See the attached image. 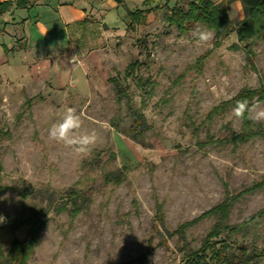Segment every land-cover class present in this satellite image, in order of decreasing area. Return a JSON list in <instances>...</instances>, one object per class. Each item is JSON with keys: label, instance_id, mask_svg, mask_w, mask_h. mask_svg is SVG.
<instances>
[{"label": "rangeland", "instance_id": "1", "mask_svg": "<svg viewBox=\"0 0 264 264\" xmlns=\"http://www.w3.org/2000/svg\"><path fill=\"white\" fill-rule=\"evenodd\" d=\"M188 3L83 0V22L39 32L30 48L25 43L0 68V243L13 236L27 240L32 215L35 226L46 222L26 264H177L184 251L199 246L214 218L193 224L184 238L173 230L219 203L223 182L237 193L264 181V139L235 149L208 145L201 152L195 146L206 134L219 137L224 124L238 131L231 106L212 123L202 120L243 86L264 84V42L251 43L253 71L244 50L231 48L243 10L239 0H229L231 32L215 47L212 40L197 43L192 32L203 25L183 33L168 20L174 6L186 11ZM135 10L141 11L138 21L128 15ZM134 61L153 86L141 107L148 127L141 139L128 133L131 116L125 101H116L112 82L118 80L139 108L142 93L124 77ZM68 107L81 115V133L97 134L86 153L49 139L50 126ZM260 109L264 102L250 115ZM189 121L198 126L196 134ZM262 207L264 185L234 202L228 222ZM248 232L264 243V220Z\"/></svg>", "mask_w": 264, "mask_h": 264}, {"label": "trees", "instance_id": "2", "mask_svg": "<svg viewBox=\"0 0 264 264\" xmlns=\"http://www.w3.org/2000/svg\"><path fill=\"white\" fill-rule=\"evenodd\" d=\"M239 1L242 4L243 18L234 29L237 43L232 44L231 48L244 50L247 66L256 71L253 64L255 54L251 48V43L254 40L264 42V0ZM117 2H120V0ZM228 5L229 0H219L218 2H214L213 0H189L186 11L176 9L174 6L168 16V20L174 22L179 32L183 33L191 24L203 25L207 30L213 32L212 46L215 47L232 30ZM139 14H141V11H128V15L135 21L141 18ZM199 63H201V60ZM138 67L139 62L137 61L129 63L124 70V77H131L135 88L139 89L142 93L143 97H140L139 108L135 107L133 98L119 81L112 79L116 101L120 103L124 100L131 116L128 133L134 139H141L143 132L148 128L141 107L145 104L146 99L150 98L153 94V86L138 74ZM193 88L192 86L191 94H194ZM245 99L249 103L250 110L253 106L264 102V84L259 80L257 87L243 86L231 99L221 101L211 107L202 122L212 123L229 106L234 109L237 101ZM250 110L245 112L242 119L234 115L240 123L237 132H233L229 125L224 124L222 134L219 137L206 134L203 139L195 141L196 148L201 152H205L208 145H231L235 149L254 138L264 139V127H262L260 122H255L249 118L251 116ZM189 124L192 126V132L196 134L198 126L193 121H189ZM115 182L117 184L121 182V175L115 178ZM262 185H264V181L256 182L237 193H232L228 189L227 184L223 182L224 195L219 203L213 205L196 218L179 224L173 230L172 233L179 234L181 238H184L187 228L203 218H214L213 224L201 239L199 246L184 251L180 262L177 264H264V243L258 245L255 238H249L248 232L250 225L264 220V207L238 223L231 224L228 222V216L234 202L241 195L252 192ZM156 216L158 220L162 221L160 205L156 206ZM26 220L29 223V238L27 240H19L13 236L8 251L3 259L0 260V264H26V259L37 234L46 223L45 221H41L35 226L33 215ZM6 229L9 232H13L9 224H7Z\"/></svg>", "mask_w": 264, "mask_h": 264}, {"label": "crops", "instance_id": "3", "mask_svg": "<svg viewBox=\"0 0 264 264\" xmlns=\"http://www.w3.org/2000/svg\"><path fill=\"white\" fill-rule=\"evenodd\" d=\"M81 2L83 0H0V68L7 67L9 58L23 51L25 43L29 47L28 44L39 32L57 24L65 28L75 21L83 22L85 16ZM117 3L122 4V0ZM26 29L36 35L32 37V34H26ZM9 244L0 243V246H6L4 256Z\"/></svg>", "mask_w": 264, "mask_h": 264}, {"label": "clouds", "instance_id": "4", "mask_svg": "<svg viewBox=\"0 0 264 264\" xmlns=\"http://www.w3.org/2000/svg\"><path fill=\"white\" fill-rule=\"evenodd\" d=\"M192 35L196 38L197 43L203 44L211 41L214 38L213 32L202 29L197 26ZM215 91V88L212 89ZM248 101H237L233 113L237 118L242 119L246 111H249ZM255 122L264 121V109L256 111L254 116H250ZM81 115L77 113V110L73 107H68L59 121L53 123L48 132L50 140L58 143H63L66 147L73 148L77 153H86L90 150L91 146H94L97 141V134L93 130L91 132L81 133L82 128ZM3 217H0V222L3 221Z\"/></svg>", "mask_w": 264, "mask_h": 264}]
</instances>
